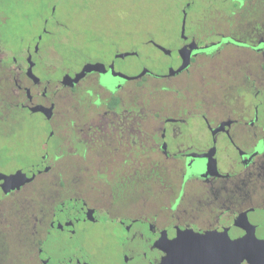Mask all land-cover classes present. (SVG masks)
<instances>
[{
	"label": "flooded vegetation",
	"instance_id": "obj_1",
	"mask_svg": "<svg viewBox=\"0 0 264 264\" xmlns=\"http://www.w3.org/2000/svg\"><path fill=\"white\" fill-rule=\"evenodd\" d=\"M250 2L242 5L255 27L250 40L220 35L210 46L196 29L168 53L147 41L166 60L156 70L143 66L148 73L136 79L113 76L111 65L123 74L115 59L86 61L42 87V37L20 55L0 38V139L36 115L46 130L33 167L0 171L32 178L8 191L0 180V264H213L214 231L231 241L253 236L264 243V0ZM191 42L196 49L188 66L174 73L182 64L179 50ZM222 45L242 59L205 73L199 60L214 66ZM210 47L212 53L202 52ZM28 59L39 83L27 76ZM96 62L105 65L104 74L62 85L64 75L74 78ZM134 80L143 83L128 88ZM37 105L52 107L51 117L32 112ZM210 150L213 174L205 176L207 159L196 156ZM71 168L88 180L74 179ZM36 175L51 182L34 204L17 195ZM195 234L209 236L197 242ZM251 248L248 240L244 250Z\"/></svg>",
	"mask_w": 264,
	"mask_h": 264
},
{
	"label": "rangeland",
	"instance_id": "obj_2",
	"mask_svg": "<svg viewBox=\"0 0 264 264\" xmlns=\"http://www.w3.org/2000/svg\"><path fill=\"white\" fill-rule=\"evenodd\" d=\"M26 1L0 0V38L9 42L7 45L13 53L20 55L33 44L36 36L42 37L41 70L38 71L42 87L47 81L59 80L62 70L76 69L86 61L115 59L116 70L127 77L138 74L143 66L152 70L160 68L159 63L166 59L148 42L152 41L166 51L177 47L182 40L181 15L184 14L185 35H192L197 29L201 43L210 46L220 35L250 40L248 37L255 28L246 22L252 16L247 12L248 8L242 7L245 2L253 5L250 0H96L91 6H85V0H57L56 16L46 25L49 34H44L43 20L48 17L45 11L52 0ZM186 3L191 5L187 11L184 10ZM232 10L237 13L235 17L231 16ZM55 20L59 24L54 25ZM220 49L214 66L213 60H199L200 65H205V73L213 74V68L228 70L233 62L242 59V54L231 46L222 45ZM202 52L212 53L213 47ZM125 53L135 55L116 57ZM100 82L114 86L112 78L101 77ZM142 83L141 80L129 81L127 87L137 88ZM17 116L16 112L11 114V117ZM42 122L39 115L28 117L22 120V130L13 131L8 139H0V171H27L36 164L40 139L46 133ZM70 170L75 174L74 179L88 180L86 172ZM69 173L62 174L65 180L72 179ZM50 182V178L36 175L33 183L27 184L17 196L29 197L35 204L34 198L50 190Z\"/></svg>",
	"mask_w": 264,
	"mask_h": 264
},
{
	"label": "water",
	"instance_id": "obj_3",
	"mask_svg": "<svg viewBox=\"0 0 264 264\" xmlns=\"http://www.w3.org/2000/svg\"><path fill=\"white\" fill-rule=\"evenodd\" d=\"M185 19L186 15L184 14L182 17V26H181V38L186 39L185 36ZM40 39V37H39ZM157 47L166 53L168 51L164 50L162 47ZM196 49V45L194 42H191L189 45L181 48L179 50V54L182 60V64L180 67L174 72L178 73L182 70H184L188 64L190 55L193 50ZM135 55V53H125V54H118L117 58H123L127 55ZM29 61V68L27 70V76L33 80L34 83H39L40 79L36 77L31 70V62ZM111 74L113 76H118L124 79H136L144 76L146 73H148V69L144 68L136 77L134 78H128L127 76L116 73L113 70V66L111 65L110 68ZM91 72H97L100 74H104L106 72L105 65L100 62L96 63H85L80 70L79 73H77L74 78L70 77L69 75H64L61 83L64 86L73 85L74 83H77L81 78L85 76L87 73ZM172 71L169 73L171 74ZM32 112H41L44 114L47 118L51 117V111L52 107H44L42 105H37L31 108ZM212 151L203 154V155H197L196 157L199 158H206L207 159V165H206V175H212L213 174V159H212ZM0 180L3 181L2 187L5 191L12 190L15 188H19L21 185L28 183L32 180V178L28 177L26 173H23L21 171H17L14 174L11 175H5L0 174ZM209 235H194V238L197 242H200V240L207 238ZM178 240V239H177ZM248 240L250 242V245H253V248L250 250H244L245 246L248 244ZM173 253H178L173 252ZM264 258V243H259L255 240L253 236L251 237H245L240 238L235 241H231L227 235H220L218 231L213 232V264H240L243 260H246L249 264H264L263 262Z\"/></svg>",
	"mask_w": 264,
	"mask_h": 264
},
{
	"label": "trees",
	"instance_id": "obj_4",
	"mask_svg": "<svg viewBox=\"0 0 264 264\" xmlns=\"http://www.w3.org/2000/svg\"><path fill=\"white\" fill-rule=\"evenodd\" d=\"M32 1H34V0H27L26 2H32ZM40 1H42V0H40ZM50 1V0H49ZM50 3V2H49ZM51 6H52V3L50 4V5H48V7H47V9H46V14L48 13V15H49V13H50V8H51ZM46 19V18H45ZM44 19V20H45ZM44 20H43V22H44ZM2 20H1V18H0V22H1ZM43 27H44V24H43Z\"/></svg>",
	"mask_w": 264,
	"mask_h": 264
}]
</instances>
